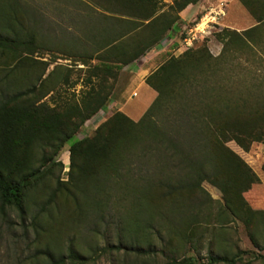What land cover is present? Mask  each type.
I'll use <instances>...</instances> for the list:
<instances>
[{
	"label": "trees",
	"instance_id": "trees-1",
	"mask_svg": "<svg viewBox=\"0 0 264 264\" xmlns=\"http://www.w3.org/2000/svg\"><path fill=\"white\" fill-rule=\"evenodd\" d=\"M197 2L0 0V57L4 59L0 68L1 221L13 227L14 212L22 230L28 232L27 201L41 189L54 166L63 168L55 156L64 142L86 119L99 109H106L109 100L107 94L93 86L82 98V106L75 104L72 117L61 108L36 105L42 99L35 98L36 92L54 69L44 77L42 73L36 76L26 88L12 91L8 78L15 69L22 68V58L39 49H53L68 57L76 56L82 63L95 60L92 75L97 78L119 72L149 51L160 49L161 43L175 32L179 13ZM240 2L255 24L242 30L223 28L215 32L221 42L216 55L202 45L168 57L146 78L156 95L137 120L116 110L97 126L92 136L70 144L68 179L63 182L57 176L47 203L65 191L80 207L89 185L100 193L97 208L103 199L106 204L111 203L110 207L116 204L118 222L126 223L128 236L167 222L169 229L178 227L179 235L186 238L185 230L198 222L221 226L240 221L251 242L260 245L264 209L252 208L243 195L259 177L227 145L234 141L248 149L254 141L264 142V0ZM47 8L56 14V19L46 13ZM63 23L71 24L77 33L69 36L68 42L47 41L49 37L43 30L48 27L52 32L63 33L67 28ZM43 64L47 68L50 62ZM49 92L43 91L40 97ZM45 148L49 153L41 155L40 150ZM204 181L221 192L216 208L202 186ZM127 195L131 196L129 207L123 203ZM120 229L118 242L103 250L127 247L149 254V247L133 241L123 244ZM43 251L48 255L46 260ZM244 253L208 251L203 262L183 257L179 263L236 264ZM54 255L49 247L41 250L34 246L33 252L18 258L16 264H83L84 260L71 244L65 252ZM257 257L264 260V255Z\"/></svg>",
	"mask_w": 264,
	"mask_h": 264
},
{
	"label": "rangeland",
	"instance_id": "rangeland-1",
	"mask_svg": "<svg viewBox=\"0 0 264 264\" xmlns=\"http://www.w3.org/2000/svg\"><path fill=\"white\" fill-rule=\"evenodd\" d=\"M164 1L169 2V0ZM218 2L224 3L225 10V15L219 21L221 29L242 30L255 24V19L240 0H198L196 4H189L191 5L188 9L189 14L184 17L183 25L174 32V34L177 33V38L179 37L180 40V30L183 26L192 24L193 20L199 18L208 5ZM45 10L47 14L49 13L56 19L54 12L49 8ZM62 25L67 27L63 33L59 30L52 32L48 27L44 29L43 33L49 37L46 40L68 42L69 36L77 33L71 24L63 23ZM220 30H214L205 36L197 34L196 40L189 48L205 45L213 55L218 54L221 42L215 32ZM171 44L157 53L149 51L136 63L126 65L119 72L105 74L99 78L92 75L95 72V69H92L95 60L82 63L76 56H65L54 51L52 44H46L52 50L39 49L33 54H28L26 58H22V68L11 72L8 80H10V89L13 91L16 88H26L36 76L42 73L44 77L54 69L47 82L36 92L35 98H42L36 102V105L44 104L48 108H61L71 117L75 104L81 107L82 98L91 91L93 86L107 94L109 100L106 109H99L95 115L86 119L75 134L64 142L55 156V161L60 160L63 168L59 170L58 166H54L46 174L40 186L41 189L34 193L31 200L27 201L25 225L29 226L28 232L22 230L14 212H11V222L13 227L14 224L16 225L15 228L0 220V264H16L18 258L23 259L27 254L32 253L34 246L41 247V250L49 247L54 250V256H57L58 253L65 252L70 244L74 248L77 247L84 256L83 264H180L179 261L183 257L198 258V262H203L206 260L208 251L211 254L231 255L237 250H243L245 253L243 259L236 264H264V260L257 257L264 255V234L258 240L260 245L255 246L249 238L248 230L240 221H230L221 226L215 223L206 225L205 222H198L191 229L185 230L186 238L179 235L181 230H178V227L169 229L167 222L162 226L155 224L153 227L139 229L136 236H128L126 223L118 222L114 209L116 204L110 207L111 203L108 205L107 200L103 199L104 203L97 208L101 203L100 193L89 185L85 195L81 198V203L85 205L80 203L78 207L65 191H61L51 203H47V195L55 186L57 176L63 182L68 179L71 143L92 136L97 126L116 110L129 109L131 115L136 117L152 102L156 92L147 85L146 78L168 57H176L186 50L179 45L171 47ZM0 58L1 68L4 59ZM43 61L50 62L47 68L44 67ZM11 64L13 65L14 61ZM33 74L34 79H32ZM45 90L50 92L40 97V93ZM134 92L136 95L133 96ZM227 145L237 152L259 177V181L243 193L244 198L252 208L264 209V170L262 168L264 142L254 141L248 149L242 148L234 141L227 142ZM48 150L47 148L41 149L40 154H48ZM202 186L209 198L213 200V207H218L221 192L207 181H204ZM130 197V195L125 197L123 202L125 207H129ZM113 198L115 194L110 197L111 201ZM160 203L154 204L160 206ZM118 227H121V234L124 235L123 244L133 241L143 248L149 247L151 250L149 254L137 253L127 247L121 250L111 248L103 250V247L118 242ZM41 253H43V259L46 260L47 253L44 251Z\"/></svg>",
	"mask_w": 264,
	"mask_h": 264
},
{
	"label": "built area",
	"instance_id": "built-area-1",
	"mask_svg": "<svg viewBox=\"0 0 264 264\" xmlns=\"http://www.w3.org/2000/svg\"><path fill=\"white\" fill-rule=\"evenodd\" d=\"M225 15L224 3L218 2L216 4L208 5L202 14L192 24L185 25L180 30L179 46L182 48H189L196 40L197 34L208 35L214 30H220V19ZM133 96L136 95L134 92Z\"/></svg>",
	"mask_w": 264,
	"mask_h": 264
},
{
	"label": "crops",
	"instance_id": "crops-1",
	"mask_svg": "<svg viewBox=\"0 0 264 264\" xmlns=\"http://www.w3.org/2000/svg\"><path fill=\"white\" fill-rule=\"evenodd\" d=\"M191 7V5H189V6H187L185 9H183L180 13H179V15H180V20H179V22L177 23V25L175 26V31H176V29L178 30L180 27H181V25H183V20L185 19L184 17H186L187 16V14H189V8ZM185 13V14H184ZM176 34L177 33H175L174 34V31H173V34L171 35V36H169L168 37V39L166 38L161 44V48L160 49H158V50H156L155 51V53H157V52H159L161 49H165V47H167L168 45H170L171 43H172V41H174L172 44H171V47H175L176 45L178 46V44H179V37L177 38V36H176ZM176 46V47H177ZM155 97V95H153V98ZM127 109V108H126ZM120 111H122V112H124L126 115H128L130 118H132L133 120H137L141 115H142V113L145 111V109H144V111H141L136 117H133L132 115H131V111H129V109L128 110H120ZM139 116V117H138Z\"/></svg>",
	"mask_w": 264,
	"mask_h": 264
}]
</instances>
